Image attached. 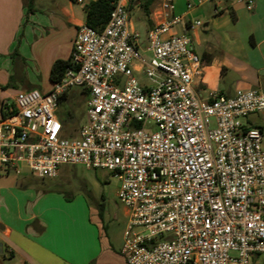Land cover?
Wrapping results in <instances>:
<instances>
[{
  "label": "built area",
  "instance_id": "1",
  "mask_svg": "<svg viewBox=\"0 0 264 264\" xmlns=\"http://www.w3.org/2000/svg\"><path fill=\"white\" fill-rule=\"evenodd\" d=\"M94 1L73 0L84 9ZM150 1L111 0L101 30L78 27L70 66L50 91L19 90L2 101L0 172H111L128 215L127 264L264 260V136L246 123L264 112V90L201 97L194 85L203 63L187 21L175 0H154L145 17ZM206 1L188 0L187 9ZM136 21L146 23L145 40ZM74 87L88 97L87 123L71 137L56 111Z\"/></svg>",
  "mask_w": 264,
  "mask_h": 264
},
{
  "label": "crops",
  "instance_id": "2",
  "mask_svg": "<svg viewBox=\"0 0 264 264\" xmlns=\"http://www.w3.org/2000/svg\"><path fill=\"white\" fill-rule=\"evenodd\" d=\"M187 1L175 0L174 12L184 16L202 58V75L194 85L200 96L264 90V0H253L251 11L247 0H210L192 9ZM85 22V9L73 0H33L31 10L28 0H0V118L2 101L20 90L18 84L36 89L37 82L43 92L51 90L52 65L70 60L77 29ZM246 123L264 136V112ZM30 174L0 172V264H85L84 245L58 231L62 215L53 205L55 194L37 188ZM254 264H264L263 258L255 257Z\"/></svg>",
  "mask_w": 264,
  "mask_h": 264
},
{
  "label": "rangeland",
  "instance_id": "3",
  "mask_svg": "<svg viewBox=\"0 0 264 264\" xmlns=\"http://www.w3.org/2000/svg\"><path fill=\"white\" fill-rule=\"evenodd\" d=\"M140 15L135 13L134 17ZM136 27L145 40L146 23L136 21ZM33 85L43 91L37 82H33ZM18 87L20 90L27 89L22 84H18ZM80 90L83 88L74 87L60 100L56 111L58 117L70 119L67 135L71 137L77 136L80 128L87 123L88 97ZM147 127L152 131L156 129L152 122ZM30 177L41 191L55 194L53 205L56 212L62 215V226L58 231L84 245L87 251V255L82 257L85 264H127L121 250L128 215L117 198L119 180L111 172L105 169L88 170L82 166H62L60 174L54 179H41L32 174ZM100 206L104 208L102 218L99 216ZM95 255H98V259H94Z\"/></svg>",
  "mask_w": 264,
  "mask_h": 264
},
{
  "label": "trees",
  "instance_id": "4",
  "mask_svg": "<svg viewBox=\"0 0 264 264\" xmlns=\"http://www.w3.org/2000/svg\"><path fill=\"white\" fill-rule=\"evenodd\" d=\"M154 0H151L144 7V15L145 17L149 14V8L152 5ZM33 5V0H28V10H31V6ZM112 10L111 0H97L91 2L85 7L86 12V23L96 29L101 30L105 24L107 23L110 13ZM70 66V60H57L53 63L50 73V80L52 83L58 82L62 79L65 70ZM4 113L2 112V115ZM70 120L66 119V124L69 123ZM104 208L100 206L99 216L103 217Z\"/></svg>",
  "mask_w": 264,
  "mask_h": 264
},
{
  "label": "water",
  "instance_id": "5",
  "mask_svg": "<svg viewBox=\"0 0 264 264\" xmlns=\"http://www.w3.org/2000/svg\"><path fill=\"white\" fill-rule=\"evenodd\" d=\"M3 254V246L0 244V255Z\"/></svg>",
  "mask_w": 264,
  "mask_h": 264
}]
</instances>
